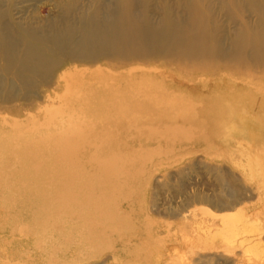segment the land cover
Wrapping results in <instances>:
<instances>
[{
  "label": "rangeland",
  "instance_id": "rangeland-1",
  "mask_svg": "<svg viewBox=\"0 0 264 264\" xmlns=\"http://www.w3.org/2000/svg\"><path fill=\"white\" fill-rule=\"evenodd\" d=\"M0 264H264V0H0Z\"/></svg>",
  "mask_w": 264,
  "mask_h": 264
},
{
  "label": "bare ground",
  "instance_id": "bare-ground-1",
  "mask_svg": "<svg viewBox=\"0 0 264 264\" xmlns=\"http://www.w3.org/2000/svg\"><path fill=\"white\" fill-rule=\"evenodd\" d=\"M58 39H59V38H58ZM60 41H62V39H61ZM211 213H212V212H211ZM195 214H196V213H195ZM195 217H196V216H195ZM192 218H193V217H192ZM224 218H225V217H224ZM197 219H198V217H197ZM199 219H200V218H199ZM199 219H198V220H199ZM201 219H202V217H201ZM190 221H191V219H190ZM192 221H193V220H192ZM192 221H191V222H192ZM200 222H201V221H199V223H200ZM195 223H196V222H195ZM197 225H198V224H197ZM200 225H201V224H200ZM200 225H199V226H200ZM204 225H205V224H204ZM194 227H195V226H194Z\"/></svg>",
  "mask_w": 264,
  "mask_h": 264
}]
</instances>
